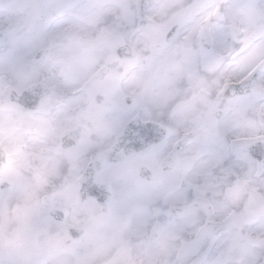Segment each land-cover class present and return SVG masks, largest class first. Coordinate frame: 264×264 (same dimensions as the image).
I'll use <instances>...</instances> for the list:
<instances>
[{
    "label": "snow or ice",
    "instance_id": "6c2138e0",
    "mask_svg": "<svg viewBox=\"0 0 264 264\" xmlns=\"http://www.w3.org/2000/svg\"><path fill=\"white\" fill-rule=\"evenodd\" d=\"M0 264H264V0H0Z\"/></svg>",
    "mask_w": 264,
    "mask_h": 264
}]
</instances>
